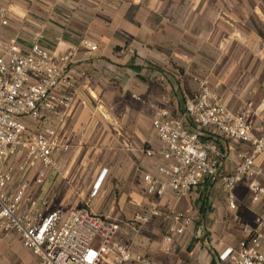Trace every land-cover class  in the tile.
Instances as JSON below:
<instances>
[{
    "label": "crops",
    "instance_id": "obj_1",
    "mask_svg": "<svg viewBox=\"0 0 264 264\" xmlns=\"http://www.w3.org/2000/svg\"><path fill=\"white\" fill-rule=\"evenodd\" d=\"M2 8L9 24L1 27L0 39L16 38L23 53L39 37L59 55L77 48L67 69L76 96L59 130L70 148L56 156L57 169L37 189L50 201L44 211L87 208L120 225L116 247L151 262L233 264L221 262L220 254L264 216V197L252 201L247 177L236 188V209L229 207L221 181L176 200L172 191L160 199L148 196L143 177L166 179L158 172L166 161L152 123L157 112L181 116L185 96L203 80L264 138V0H0ZM83 40L97 50L82 46ZM217 143L224 153L222 175L251 152L246 143ZM252 170L262 172L257 178L264 185V153ZM158 202L163 211L170 204L193 219L172 241L161 219L143 227L136 222L138 213ZM38 262L19 234H3L0 264Z\"/></svg>",
    "mask_w": 264,
    "mask_h": 264
},
{
    "label": "built area",
    "instance_id": "obj_2",
    "mask_svg": "<svg viewBox=\"0 0 264 264\" xmlns=\"http://www.w3.org/2000/svg\"><path fill=\"white\" fill-rule=\"evenodd\" d=\"M8 24L9 13L2 8L0 29ZM82 46L91 51L98 48L89 40H83ZM76 52L73 48L67 54H56L43 46L39 37L25 54L16 38L0 39V243L5 232H16L39 258L38 264H165L134 257L130 250L116 247L120 225L87 208L44 211L50 201L40 197L37 189L57 169L56 156L70 148L59 130L76 96L75 83L67 73ZM61 89L66 92L60 93ZM152 123L166 161L158 172L166 179L145 174L148 196L160 199L172 191L179 200L208 183L221 181L229 207L236 209V188L247 177L252 201L263 199L264 185L257 178L262 172L252 168L256 156L264 153V138L254 135L244 114L224 105L208 81L203 80L198 91L185 96L181 116L162 109ZM205 134L210 138L204 139ZM219 138L251 146V152L240 155L241 160L227 175L220 172L224 153L218 146ZM105 173L94 185L93 196ZM154 218L166 223L169 241L183 235L193 222L190 215L170 204L163 211L160 202L135 217L141 227ZM219 259L233 264H264V216L256 219V227L245 229L237 246L225 249Z\"/></svg>",
    "mask_w": 264,
    "mask_h": 264
},
{
    "label": "trees",
    "instance_id": "obj_3",
    "mask_svg": "<svg viewBox=\"0 0 264 264\" xmlns=\"http://www.w3.org/2000/svg\"><path fill=\"white\" fill-rule=\"evenodd\" d=\"M212 264H215L214 262Z\"/></svg>",
    "mask_w": 264,
    "mask_h": 264
},
{
    "label": "rangeland",
    "instance_id": "obj_4",
    "mask_svg": "<svg viewBox=\"0 0 264 264\" xmlns=\"http://www.w3.org/2000/svg\"><path fill=\"white\" fill-rule=\"evenodd\" d=\"M43 192H44V189H43Z\"/></svg>",
    "mask_w": 264,
    "mask_h": 264
}]
</instances>
